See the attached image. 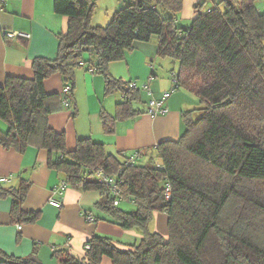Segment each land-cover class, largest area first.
Returning a JSON list of instances; mask_svg holds the SVG:
<instances>
[{"label": "trees", "instance_id": "trees-1", "mask_svg": "<svg viewBox=\"0 0 264 264\" xmlns=\"http://www.w3.org/2000/svg\"><path fill=\"white\" fill-rule=\"evenodd\" d=\"M258 1L222 0L208 12L198 4L186 28L177 25L184 0H129L106 27L92 25L95 1H54L68 29L55 59H34L32 79L9 77L0 88V120L9 127L0 131V145L21 154L29 147L47 151L48 167L64 175L66 188L99 193L94 208L107 222L142 235L134 245L94 236L81 257L55 251L60 264H102L105 258L112 264H264V13ZM154 39L160 58L179 63L174 90L199 101L182 113V137L159 144L146 165L138 163L140 152L134 163L130 157L123 162L91 139L68 149L65 132L49 119L73 107L75 71L87 67L103 76L107 95L122 93L115 116L101 113L111 134L117 121L139 113L134 104L141 93L113 78L109 65L124 60L136 43ZM53 75L63 79L61 93L45 90ZM100 171L117 179L118 196L98 180ZM29 188L26 181L18 188L0 184V198L12 200L13 224H34L41 215L23 210ZM121 202L134 208L125 210ZM157 214L168 218L167 236L154 229ZM0 264H42L39 248L27 257L0 250Z\"/></svg>", "mask_w": 264, "mask_h": 264}, {"label": "crops", "instance_id": "crops-1", "mask_svg": "<svg viewBox=\"0 0 264 264\" xmlns=\"http://www.w3.org/2000/svg\"><path fill=\"white\" fill-rule=\"evenodd\" d=\"M54 1L0 0V88L5 86L9 77L32 79L34 59L56 58L59 36L66 33L69 19L55 12ZM93 1L97 2L96 9L104 8L94 13V27L109 25L114 14L125 6V1L120 0ZM201 3L206 1L184 0L177 23L184 21L192 25L196 15L194 8ZM256 7L264 13V0H259ZM212 8L205 4L203 12ZM7 32H22L30 38L9 39L6 37ZM173 62L175 65L176 62ZM170 63L158 56V46L154 39L147 43H136L124 60L109 65L113 78L126 84L134 83L141 93V101L134 104L139 113L124 121H117L115 131L111 134L104 132L101 113L115 116L117 105L123 102V95L120 92L107 95L103 76L87 67L78 68L75 71L73 107L52 115L49 125L58 132H65L70 150L75 148L77 140L91 139L104 145L108 154L123 162L135 152H140L139 161L143 160L159 144L178 141L185 131L182 113L198 106V99L193 94L182 88L174 90L173 75L177 73L176 69L171 70ZM63 86L60 75H53L45 81V90L49 94L61 93ZM166 92H172L163 103L166 113L158 116L148 114L149 102L161 101ZM140 102L145 105L137 107ZM74 107L76 117L73 119ZM8 129V125L0 120V131L7 133ZM48 158L47 151L35 147H29L21 154L0 145V180H7L1 183L2 187L18 188L26 181L30 188L23 210L41 213L34 224H13L10 215L12 200L0 198L1 251L10 256L27 257L38 246L42 264H60L54 257L55 251L69 250L73 255L81 257L87 241L94 236H105L125 245L138 244L142 240L137 230L124 231L107 222L95 210L99 193H84L70 187L62 195L57 193L56 190L65 178L63 174L48 167ZM51 199L62 202V207L52 206L49 203ZM88 215L97 219L88 221ZM167 225L165 214L155 216V231L167 236ZM19 227L22 229L19 230ZM102 264H112V261L105 258Z\"/></svg>", "mask_w": 264, "mask_h": 264}, {"label": "built area", "instance_id": "built-area-1", "mask_svg": "<svg viewBox=\"0 0 264 264\" xmlns=\"http://www.w3.org/2000/svg\"><path fill=\"white\" fill-rule=\"evenodd\" d=\"M6 37L9 39H13V38L29 39L30 38V36L28 34H25L22 32H7ZM130 87L133 89L137 88L134 83H131ZM144 88H146V86H144ZM69 92H70V87H66L64 90V93L68 94ZM170 94H171L170 92H166L161 101L151 100L149 102V105H148V114H150L151 116L164 115L166 113V110L163 108V103L165 100H167L170 97ZM68 106H69V103H66L65 107H68ZM137 158H138V153H134L130 157V163L131 164L134 163L137 160ZM97 178L100 182L105 183L107 186L110 187V190H111V193L113 196L119 195L118 188H117L118 181L115 177L107 176L103 172L100 171L99 173H97ZM5 181H7V180L6 179L0 180V184L2 182H5ZM66 187H67V184L65 182H63L59 186V188L56 190V192L59 193L60 195H62L63 192L65 191ZM170 197H171V189L168 187L166 189V198L169 199ZM49 203L56 208H61L63 205L62 202L55 200V199H51L49 201ZM119 203H120L119 199L114 201L115 206H118ZM87 217H88V221L94 220V218L91 215H88ZM18 229L21 230L22 227H19ZM85 249H90V246L86 245Z\"/></svg>", "mask_w": 264, "mask_h": 264}, {"label": "rangeland", "instance_id": "rangeland-1", "mask_svg": "<svg viewBox=\"0 0 264 264\" xmlns=\"http://www.w3.org/2000/svg\"><path fill=\"white\" fill-rule=\"evenodd\" d=\"M121 2H123V1H125V5L129 2V0H120ZM206 1V3L205 4H207L209 7H214V5L215 4H220L221 3V1L222 0H205ZM106 2V1H105ZM105 2H103V4L105 3ZM96 4H97V2H95ZM97 6V5H96ZM221 8L224 10V7L221 5ZM103 11L104 10V8H102V7H98L97 9H95V12H97V11ZM161 10V14H162V16L163 17H168L170 14L168 13V12H166V11H164L163 9H160ZM179 18V17H178ZM177 25L178 26H184V27H189L191 24H190V22H179V23H177ZM165 61H167V62H171L170 64H171V70L174 68V69H176L175 71H176V73H178L179 72V63H175V65H173L172 64V60L171 59H164ZM174 63V62H173ZM197 104H199V101H198V103ZM145 104L144 103H142V102H140L139 104H137V107L138 106H144ZM198 107V106H197ZM154 154H155V152H153ZM150 154H151V152L149 153V154H147L145 157H144V159L143 160H141L140 162H138L139 164H141V165H146V163H148V159H149V157H150ZM156 157V155H153V158H154V160L155 161H157L158 159L157 158H155ZM100 196V195H99ZM121 207L123 208V209H125V210H128V211H130V210H132L134 207H133V205L131 204V203H128V202H121Z\"/></svg>", "mask_w": 264, "mask_h": 264}]
</instances>
